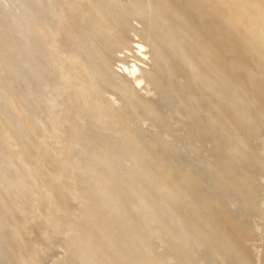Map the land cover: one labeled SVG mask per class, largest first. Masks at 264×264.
Returning a JSON list of instances; mask_svg holds the SVG:
<instances>
[{"label": "rangeland", "instance_id": "rangeland-1", "mask_svg": "<svg viewBox=\"0 0 264 264\" xmlns=\"http://www.w3.org/2000/svg\"><path fill=\"white\" fill-rule=\"evenodd\" d=\"M142 1L75 0L73 13L84 16V23L77 26V16L62 15L69 9H61V15L55 17L49 15L47 0H26L28 56L39 57V66L44 65L49 73L48 83L44 81L42 86L51 85L52 102L56 103L54 107L49 104L43 91L38 102L29 100L28 88L33 87L20 83L15 52L0 60V95L4 96L0 101V252L6 256L4 264H30L32 260L36 264H131L126 252L133 246L125 244V234L133 233L130 222L139 223L126 199L131 186L120 188V194L113 197L125 211L123 218L113 216L112 220L100 208L94 209L96 200L91 199V191L102 178L113 184L119 179V171L112 176L106 171L100 176L96 173L99 167L103 169L101 158L123 148L127 135L136 137L142 144L138 142V148L154 160L143 167L149 168L146 182L153 184L157 174L166 172L170 184L182 192L176 205L172 201L160 204L161 194L146 191L153 205L150 210L170 212L166 217L156 213L159 217L153 223L157 226L150 224L158 233L146 245L156 264H264V57L231 30L234 26L222 15L224 4L218 0L210 8L190 6L189 0H154L162 13L156 15L157 22L167 23L164 27L172 26L168 24L172 22L170 12L181 17V32L172 29L171 33L181 35H176L181 40L177 50L184 49L193 64L190 70L173 50L165 53L164 39L150 43L156 32L142 16L148 0ZM252 1L264 7L261 0ZM61 2L56 1L57 5ZM94 6L103 22L94 15ZM6 14L10 13L0 3L1 40L9 39L13 27L3 20ZM48 24L53 36L56 33V47L62 52L79 51L81 72L94 76L85 101L68 91L63 72L51 62L39 33ZM104 30L111 34L102 39ZM162 31L167 33V29ZM26 68L25 64L21 70ZM144 71L153 72L150 82L155 84L147 83ZM124 84L131 91L123 90ZM129 93L134 95V105L128 103ZM9 103L39 117L32 127L36 133L40 131V138L23 127L24 116L22 122L10 119L8 108V113L4 111ZM43 137L59 143L54 145L57 158L45 147L37 149L40 142L36 141ZM136 148L129 144L130 154L140 162L139 158L144 159L134 152ZM14 151L23 156L21 160ZM186 190L190 191L187 195L183 194ZM87 207L94 212L92 221ZM110 238L120 245H109ZM142 256L137 253V258Z\"/></svg>", "mask_w": 264, "mask_h": 264}, {"label": "bare ground", "instance_id": "bare-ground-1", "mask_svg": "<svg viewBox=\"0 0 264 264\" xmlns=\"http://www.w3.org/2000/svg\"><path fill=\"white\" fill-rule=\"evenodd\" d=\"M56 1H60L61 2V0H47L48 4H50V8L48 9L49 15H56L55 17L60 16L61 15V13H60L61 9L65 8L67 10L69 9V12L68 13H63L62 12V15L64 14L63 16H66V14L70 13L69 14L70 16L73 15V16H77V18H78V21L74 23L75 25L78 26V25H81V24L84 23V20H83L84 16L82 15L83 13H79L77 15H75L73 13V9H76L75 0H62L63 2H61L62 4H60V5H57ZM158 1L160 2V0H158ZM158 1L148 0L146 2V6H145L146 8L142 9V13H143L142 16L144 18H146L147 21H149V24H150L149 27L153 28L154 31L156 32L155 36L153 35L152 38H149L150 39V43H152V41H155L157 38L164 39L165 40V44L167 46L166 47L167 49L165 50V53H168V52H170V50L171 51L173 50L172 52L175 53L174 55L176 57H179V60L183 64H185V66H189L190 70H192L193 69V64H192L191 60L189 62V59L186 57L185 53H183L184 49H183V52L181 51L182 50L181 48L179 50H177V48H178L177 44L178 43L180 44L181 40H179V39L177 40L178 36L176 37V35H179V33L175 34L174 31H175V29L178 30L179 29L178 27H181V26H178V22L179 23L182 22L181 17H179L177 14H174V13L170 12L168 19H170L173 23L171 22V23H168V24H170L172 26L171 27L169 26L168 28L164 27V25L167 24V23H165V24L163 23L164 24L163 25L161 23L163 21H161V20L162 19H166V18L165 17L164 18L162 17V19L160 18L161 22H157V20H159V19L156 18L157 17L156 15H158V16L162 15V13H160V11H161L160 9L161 8L159 7ZM261 1L264 3V0H261ZM142 2H144V0ZM218 2H219V4H222V3L224 4V10L225 11H224V14H222V15H224V18L229 19L230 22L232 23V25L234 26V29H231V30L240 33L242 38H244L243 39L244 43L249 44V47L252 50H254L257 55H261L262 57H264V7L261 5V3L255 2V1H252V0H218ZM0 3L2 4V9L5 12L8 11V13H10L9 15L6 14V16L3 18V20L7 21L9 24H11V22H12V25H13V27L10 26L11 30H10V33L8 35L9 39H7V40H1L0 39V60L7 59L8 56L11 53L15 52V55H16L15 58H17L18 64L20 65L19 66V70L16 69V75L20 79V81H21L20 83L24 84L26 82L27 86H32L33 87V88H30V87L28 88L29 100L30 101H37V99H42L43 93H44V95L47 97V99H45V100L54 107L55 106L54 104L56 102L55 103L52 102V100L55 98V96H53V94H51V87H50L51 85L49 87L42 86L44 81H47V83H48V78L50 79V77L47 78V76H50L49 73L48 74L46 73V71H45L46 69H45L44 65L39 66V63H40V62H38L39 61V57L31 58V56H28L29 54H28L27 50H28V46H29V41L26 38H27V35H29V31H28L29 22L26 19L27 15L24 13V8H25L24 6H25V3H26V0H0ZM188 3H189L190 6H193V5L197 6V4H199L200 7H201V5H205V6L207 5L206 7H208V8H210L211 4H215L214 0H189ZM57 9L59 10L58 13H57ZM93 9L95 10V14L94 15L98 14V16L101 18L100 19L101 22H103L104 21L103 17L100 15V13H98L99 9L97 7H95V6L93 7ZM94 10H92V11H94ZM220 10H221V8H220ZM158 11H159L160 14L159 13L157 14ZM155 19H156V21H155ZM168 22H170V21L168 20ZM160 23H161V25L163 27H161ZM105 25H107V24H105ZM46 26L47 27L42 28L39 31V33L42 36V39L44 40L45 45H46V47L49 50L48 53L51 56V60H52L51 62L55 61L56 65H58V67H59L58 70L63 72L62 80L67 84L66 87H67L68 91L73 93L74 96H76L77 98L81 99L82 101H85V99H87V96H86L87 95V91H86V89L94 86V84H93L94 76L91 75L90 73H82L81 72L80 68H81L82 62H81L80 57H79V53H80L79 51H77V52L63 51L62 52V51L59 50V47H56L57 44H56V41L54 40L56 33L53 36L51 24L50 25L48 24ZM163 28L167 29V33L168 34L166 33V31H165V33H164V31H162ZM172 29H174V31H173L174 33L173 32L171 33ZM169 30H170V32H169ZM181 30L179 32H181ZM56 32H58V31H56ZM103 32H104L103 33L104 36L101 35L102 39H105L104 37H106V35L111 34V31L107 32L106 30H104ZM94 36H96V35H94ZM179 36H181V35H179ZM21 38H23L22 41H19ZM80 38H82V37H80ZM178 38H180V37H178ZM156 41L161 42L160 39H158ZM19 47H20V50H19ZM21 47H22V49H21ZM139 47H141V46H138V48ZM157 47L158 46H156V48ZM159 48L158 49H154L153 53L159 52ZM255 48H258V51ZM86 49H87V47H86ZM172 56L173 55H170L169 57H171L173 59L174 56L173 57ZM158 57H159V55L157 56V58ZM86 58H88V57H86ZM155 58H156V55H155ZM161 60L162 59L159 58L158 62H160ZM90 62H91V60H90ZM25 64L28 66V68H26V70L22 71L21 68L25 67ZM87 64L85 63L86 66H87ZM94 66H93V68H95ZM97 69H98V65H97ZM135 69H136V67H133L129 71V73H131L133 75L134 74L133 72L136 71ZM101 70H102V68H101ZM164 70L166 71V66H165ZM152 73L148 72V71H144L143 74H142L143 77H146V79L148 80L147 83L149 85H151L154 82V81L150 82L153 79L152 78L153 77ZM127 76H128V73H127ZM196 77H200V76L196 75ZM112 80H114V78ZM144 80H145V78H144ZM140 81H141V79H140ZM138 82H139V80H137V83ZM114 83H116V82H114ZM153 84H155V82ZM116 85H117V83H116ZM124 86H125V88L123 90H126L127 92H129V90H130L129 86H127L126 84H124ZM42 91H43V93H42ZM130 93H132V92H130ZM129 94H128V96H129ZM131 95H133V94H130L128 103H129V105H134L133 104V97ZM0 101H4V96L3 95H0ZM7 108H8V112L11 113V118H10L11 120H13L15 118V119H19L21 121L22 116H24V118H22L23 122L21 121L22 124H24L23 127H25L28 130H31L32 134L35 137H37V135L39 134L40 131L38 133H36L35 129L33 128L34 126L32 127V125H34L33 121L35 122V120H37L39 117L36 118L35 115H30L31 116L30 117L25 112H23L22 109L20 111V109L17 108L16 103H9V107L7 106L6 109L4 110L5 112H6ZM8 112H6V113H8ZM116 122H118V121H116ZM39 125L37 124V126H39ZM32 128L34 130H32ZM19 130H17V131H19ZM16 135H18V134H16ZM132 136L129 137L127 135L128 142L123 145V148L120 147V148H118L117 152H115V153H113L111 155H104L101 158V159H103V161L101 162V164H103V169L101 171V169L99 167L98 171L96 173V176H98V175L100 176L103 173V171H104V173H105V171L108 172L110 176H112L114 174H117L118 172L116 173V171H119V173H118L119 175L117 176V178L119 177V179L118 180H114L113 182H116V184H113V183L108 182V180L104 181V178H102L101 179L102 183L99 184L95 189H93L91 191V193L93 195L91 199L92 200H94V199L96 200L95 201V205L96 206H95L94 209H97V207L100 208L101 210H103L104 215H105V213H107L109 215V217L111 216L110 218H112V220H114L113 216H117L118 218H123L124 214H125L124 213L125 211L121 210L119 202H116V200H114L113 197L115 195H117V194H120L118 192L120 188L125 187V185L126 186L130 185L131 189H130L129 195H128V197H126V199L130 200V202L128 204L130 212H133L134 214H136L135 216H132V217L134 219L135 218L138 219L139 223L135 221L134 224H133L134 220L133 221L131 220L132 222H130V223L128 222L130 224V226L128 225V228L130 230H132L133 233H132V235H130V233L127 234V235L125 234V238H126L125 244L127 242H129V243L131 242V244L133 246V249H132L131 252L127 250L128 252H126V255H127L128 260L130 261L129 263H131V264H156L154 262V260H153V257L151 256V253H150L152 251H149V249L147 248V245H146V241H148L149 238H151L152 236H153V239H154V237H157V236H155V234L158 233L155 230L156 228H151L150 227V224L153 223L154 220H157L156 219L157 217H159V216H157L156 213H158L161 216H165L166 217V215H169L170 212H168L166 210H159V212H157V210H153V211L150 210V209H152L153 205L148 202V199H147L148 196L146 195V191L148 189L150 191L152 190V192H154V193L161 194L160 204H163L164 202L172 201L176 205H179V199H180V197L182 195V192L179 190V186L170 184V182L168 181V174L166 172H160L159 174H157L155 176V179H154L155 182L153 184H149L148 182H146L147 180L144 179V176L149 174V172H148L149 168L147 169V168H143V167H147V166L149 167V165L154 160L149 158L150 157V153L149 152L144 151L141 148H138V146H139L138 142L140 143V141H136L135 140L136 137L134 138V136L133 137ZM38 137L40 138V136H38ZM37 141H36V143L40 142L38 145H36V146H38L37 147L38 150L41 147L42 148L45 147L46 152L48 150H51L52 155H53L52 158H54V159L57 158L55 156L59 155L58 154V147L56 148V147H54V145L57 144L56 146H58V144H59L58 142L57 143L50 142V139H47L45 137H43V140L38 141V142ZM129 144H130V146L132 145V148H133V146L137 147L136 150L133 149V150H135L134 152L137 155H139V157H142L144 160L139 158L138 161H140V162H136L135 161L134 157L130 154V152H132V150L129 149ZM141 146H142V144H141ZM109 150H111V149H109ZM38 152H37V154H38ZM51 152H49V153H51ZM15 154H16V152L14 153V155ZM15 156H17L20 160H21V157H23V156L20 155L19 152H17V154ZM42 161H44V160H42ZM48 161L53 163L52 162L53 160L49 159ZM104 161H105V163H104ZM22 162L25 164L24 159L22 160ZM37 163H38V165H40L41 162H37ZM124 163H126L125 166H124ZM118 165L120 167L119 169H118V167H115V166H118ZM154 165H155L154 166L155 170H157L156 169L157 166H156L155 162H154ZM27 168L28 167H26V169ZM115 168H117V169H115ZM56 170H60V169L57 168ZM69 171H68L67 174H70ZM68 176L66 178L69 179ZM61 177H62V175H61ZM64 178L65 177H63V179H61V180H64ZM115 178H116V176H115ZM61 180H59V181L61 182ZM64 181L66 182V180H64ZM68 182H69V180H68ZM22 184H23V182L20 185V188L22 189L20 192L23 195V186H22ZM61 184H62V182H61ZM115 185L117 186V188H113V187H116ZM69 186L70 185H68L67 189L69 188ZM190 191H191V189H190ZM190 191L188 190V193H190ZM188 193H187V190H186V193L184 192L183 194L187 195ZM184 198H185V196H184ZM88 208L89 207H87V210H88L87 211L88 212L87 216H89L90 217L89 220L92 221V217L94 216V214H93L94 212L91 211V208H89V209ZM15 209L17 210V208H15ZM148 210H149V212H148ZM193 210L196 213V208L193 209ZM100 215H101V213H100ZM102 215H103V213H102ZM110 218H108L109 220L106 219L107 223H108V221H110V223H111ZM198 219H196V220H198ZM95 220H97V219H95ZM158 221H161V220L159 219ZM96 222H99V221H96ZM96 222H94V223H96ZM103 222H104V220H103ZM196 222H198V221H196ZM107 223H105L106 226L108 225ZM112 224H114L113 221H112ZM155 224L153 223V225H155ZM162 224H164V223H162ZM97 226H101V224L99 223V224H97ZM155 226H157V224ZM158 228H159V226H158ZM158 230H160V229H158ZM159 232H161V231H159ZM107 233H108V231H107ZM134 233H135V235H134ZM189 235H190V233H189ZM109 237H111V236H109ZM192 238H193V236H192ZM110 239H109L110 240L109 241L110 242L109 245L117 243V242H115L116 241L115 239H113V238H110ZM172 239L175 240V238H172ZM176 241H175L176 243L179 242L178 239H176ZM171 242H173V241H171ZM149 243L151 244V242H149ZM90 245L91 244H89V246ZM118 245H120V243ZM179 245H181V243ZM175 246H177V245H175ZM184 246L186 247V245H184ZM119 247H121V246H119ZM122 247L125 248L124 246H122ZM179 247H183V246H179ZM185 247H184V249H185ZM150 249H152V248H150ZM185 250H183V251H185ZM133 251H135V253H133L135 255H132ZM140 252H142V253L140 254ZM137 253L139 255H143L142 256L143 259H141V257L137 258ZM184 254L185 253L183 252V255ZM186 255H187V253H186ZM186 255H185V258H186ZM5 259H6L5 254H2L0 252V264H4V260ZM163 261L169 262L168 259H165ZM32 262H33V264H36V263H34L33 260L30 262V264H32ZM188 263H190V262H188ZM188 263L185 262L184 264H188ZM21 264H22V262H21Z\"/></svg>", "mask_w": 264, "mask_h": 264}]
</instances>
